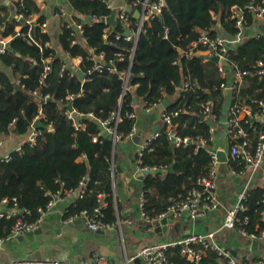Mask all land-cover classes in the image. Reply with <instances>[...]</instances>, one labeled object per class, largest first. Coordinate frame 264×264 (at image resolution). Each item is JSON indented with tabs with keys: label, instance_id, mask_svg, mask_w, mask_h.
<instances>
[{
	"label": "trees",
	"instance_id": "16d2710c",
	"mask_svg": "<svg viewBox=\"0 0 264 264\" xmlns=\"http://www.w3.org/2000/svg\"><path fill=\"white\" fill-rule=\"evenodd\" d=\"M67 1L71 6L68 12L72 13L74 21L83 22L82 34L73 35L66 26V16H58L60 31L56 38L48 30L41 31L40 24L46 22V17L34 0L14 1L16 14H13L21 13V19L11 14L8 5L3 2L0 5L1 35L9 37L7 50L0 53V64L5 68H0V134H25L37 116L51 127L41 129L35 144L26 142L12 150L8 160L0 159V200L6 198L11 205L15 199L18 207L15 216L0 218L2 238L10 235L18 217L29 222L39 219L38 208L43 209L58 190L62 196L69 190L77 191V196L63 212V218L74 216L83 209L91 212L99 205L98 195L103 194L106 205L101 208L99 218L105 224L115 223L114 147L112 136L101 131V122L107 119L108 127L115 128L117 135L124 138L133 129L135 116L129 114L134 113L138 100L147 107L175 97L165 108L168 113L177 112L172 117V127L176 124L177 134L181 136L192 132L204 139V144L175 145L166 126L162 125L158 135L141 151V168L167 169L173 164L172 172L167 169L162 176L150 172L143 179L144 212L149 218L163 213L170 204V197L183 195L208 171L211 122L203 118V103H210L218 121L224 102L220 84H227L214 60L204 61L200 55L187 57L179 51L187 50L201 30L216 34L218 21L229 34H237L235 21L229 17L230 6L242 7L244 25L251 26L255 21L254 14L248 7L244 8L245 5L264 3V0H164L160 14L144 21L131 57L133 42L123 36L117 38L116 34L136 29L134 11L127 12L129 23L118 19L113 27L105 30L107 25L101 16H108L112 11L107 0ZM125 1L128 5L131 2ZM57 10L55 8V13ZM28 17L32 18L31 25L26 23ZM99 53H103L106 63L111 61V66L104 65L101 72L92 69V55ZM226 53L228 60L241 69H250L257 60L264 63V35L245 37ZM66 54L69 60L80 57L81 61L60 72L62 57ZM47 57H50L49 70L43 78ZM7 69H10L11 77ZM78 69L84 74L82 79L76 75ZM127 71L129 77L125 87L121 73ZM14 79H19L20 90L14 88ZM184 81L190 83L186 88ZM37 89L40 97L49 95L40 106L38 99L30 93ZM69 95L72 96L70 100L67 99ZM263 99L264 75L251 74L243 78L232 103L244 101L256 110L257 103ZM69 101L81 115L83 127L79 129L66 116L65 104ZM117 112L119 121L115 123L111 117ZM252 124L256 125L257 121ZM228 164L235 172L244 168L242 160H229ZM81 182L84 183L82 196ZM152 192L156 193L157 199ZM243 206L239 219L246 216L247 232L259 234L264 227L261 214L264 187L246 190ZM194 247L201 249L199 245ZM167 257L176 264H192L180 254L179 248L169 250ZM212 257L216 254L208 252L202 260L210 261Z\"/></svg>",
	"mask_w": 264,
	"mask_h": 264
},
{
	"label": "crops",
	"instance_id": "0c3cea01",
	"mask_svg": "<svg viewBox=\"0 0 264 264\" xmlns=\"http://www.w3.org/2000/svg\"><path fill=\"white\" fill-rule=\"evenodd\" d=\"M14 1L16 0H0V5L2 2L8 5L11 14H13L15 13ZM34 1L45 14L49 34L56 38L60 31V25L55 8L62 6L67 11H70V4L67 0ZM107 1L112 9L124 10L125 7H129L125 0ZM259 5L261 4H256L255 7ZM14 16L18 18L17 15ZM254 19L255 21L257 20L256 18ZM245 21L243 20L241 29L235 25L238 30L235 35L229 34L219 21L216 23V34L214 35H218L225 40L227 51L236 48L245 37L258 38L260 35H264L259 30H253L252 26L255 23L258 24L257 22L254 21L251 26H248L244 25ZM258 22L264 23V18ZM18 29L19 27H16V30ZM0 36H2L1 31ZM7 40H9V37H7ZM215 63L219 67L220 61ZM231 63L234 62L228 61L226 66L225 63L222 65L224 68L230 69ZM0 68L5 69L1 64ZM6 72L11 77L10 69H7ZM231 75V70H227L224 78H226L228 83L226 86L221 87L224 102L220 119L217 121L212 111L213 117L205 118L211 122L210 129H214L210 136L209 153L210 150H221L225 152L227 158L226 161H218L215 166L217 199L220 204L218 209L206 211L198 217H191L186 212L180 214L169 212L167 214H172L173 218H171L170 223L163 225L161 228L165 229L159 232L154 230V223L157 218L149 219L141 215L139 199L146 173L139 166L140 148L153 134L154 128L157 126L159 129L162 126V121L159 116L160 107L158 105L145 108L143 101L138 100L134 107L133 135L112 139L114 147L112 165L114 170L113 192L115 195L114 200L117 204L115 224L93 231L86 227L83 220L78 216L72 222H66L63 218V212L67 205L77 196V191L69 190L60 200L65 202L64 209L61 210L56 205L46 209L38 220L35 232H26L16 236L9 235L6 238L0 237V263L10 262L11 260H25L69 261L74 264H90L95 255H101L111 263H119L124 262L127 258L135 257L137 251L149 243L170 242L191 234H211L212 238L221 247L230 250L241 262L251 264L260 262L264 264V236H245L236 228H227L223 225L226 210L236 203L239 193L254 186L264 187V163L253 173L251 178L248 177L246 170L243 172L245 169L244 161V168L239 172H235L228 164L230 160V137L227 134L226 119L228 118L233 97V89L230 83ZM174 99L175 97L166 98L169 103L173 102ZM240 116L241 118L243 117L242 114ZM173 128L176 131L177 125L175 124ZM31 130L29 129L25 134L20 135L14 132H9L5 135L0 134V159L9 156L12 150L19 149L26 143ZM101 131L107 132L113 138L110 128L102 126ZM187 136L193 144L199 146L204 144V139L194 136L192 132ZM115 167H118L117 171H115ZM165 172L158 175L162 176ZM152 196L157 199L155 192H152ZM3 209L7 210V206H4ZM208 252L211 251L203 250L202 258ZM137 258L140 257L130 260L129 264H149L141 260V258L136 261ZM212 259H209L210 261L202 260V262L226 264L217 256L212 257Z\"/></svg>",
	"mask_w": 264,
	"mask_h": 264
},
{
	"label": "built area",
	"instance_id": "2783aa9c",
	"mask_svg": "<svg viewBox=\"0 0 264 264\" xmlns=\"http://www.w3.org/2000/svg\"><path fill=\"white\" fill-rule=\"evenodd\" d=\"M164 5V0H131L129 4V8L131 11H134L135 9L139 10V16L136 18V29L130 32H124V34L117 33L116 37L120 38L123 36L125 40L132 41L133 46L131 48V57L134 51V47L136 44L138 33L141 31V27L146 20H150L154 18L155 16L159 15L162 7ZM110 6V5H109ZM249 8V10L253 11L254 18L257 20L255 22L260 23L258 21L262 20L264 18V4L259 5L257 7L253 6L252 3H249L245 5L244 8ZM57 16H66L67 20V28H70L72 30V34L75 35L77 33L82 34V24L83 22H76L72 18V13L68 12L66 8L59 6L58 10L56 12ZM18 18H22V14L17 15ZM229 17L235 21V25L241 29L242 22L244 20V14L242 7H239L237 4H234L230 7L229 10ZM103 22L107 25V30L110 26L106 23L107 16H101ZM121 20L124 22H128V16L127 12H124V10H117V16L116 21ZM32 18L28 17L26 23L31 25ZM129 23V22H128ZM41 31L46 32L48 29L46 22H42L40 24ZM167 30V29H166ZM165 30V32H166ZM17 35H19V32H17ZM30 35V34H29ZM7 37L0 36V53H3L7 50ZM36 42V41H35ZM76 42V40H73V43ZM47 45L51 46V43H46ZM227 46L225 43V40L218 36V35H210L208 31L201 30L198 38L191 42L188 49L185 51H179V54L185 55L187 57H191L193 55H200L203 60L213 59L214 56L218 57V61H220V65L218 67L219 73L222 77L226 75L227 70H231V87L233 89V97H235L236 92L241 85L243 78L247 75L256 74L259 76L264 75V63L261 60H257L254 65L251 66L250 69H241L238 67L235 63H231L230 69L224 68L223 63H225V66L228 64V55H227ZM116 56L121 57L120 53H116ZM62 63L60 67V72L65 70L66 68L75 67L77 66L81 58L76 57L72 60L68 59L67 54L65 57H62ZM92 59L94 60V65L92 66V69H95L99 72H101L104 68V65L109 67L111 66V61H108L107 63L104 61V55L103 53L94 54L92 55ZM217 61V62H218ZM49 63H50V57H47L44 59V74L43 78L46 76L48 70H49ZM90 69V70H92ZM88 70V71H90ZM84 75V74H83ZM121 77L125 82V87L128 81L129 77V71L122 72ZM228 83V82H227ZM14 85H19L20 88H22V85L20 84L19 79H14ZM190 85L188 81L183 82V87L186 88ZM226 86L225 84H220V87ZM32 96L36 97L39 101V106L42 102H45L49 95L46 94L43 97H40L39 91L34 90L30 92ZM72 96L69 95L67 99H71ZM164 101V100H163ZM159 102L158 107H160V119L162 121V125L166 126L167 128V134L175 145H179L181 143L186 144L190 142V139L188 136H181L178 135L177 132L172 127V117L177 115V112L168 113L165 111L166 107L162 106V102ZM70 102V101H69ZM68 102V103H69ZM65 104V108L67 104ZM62 104V103H61ZM60 105V102H59ZM155 104L152 106H147L145 108H151L153 106H156ZM258 109L252 110L250 105H248L244 101H236L232 103L230 109L228 118L226 119V126H227V134L230 137V149H229V157L230 160H242L245 162V169L246 173L248 174V177L251 178L253 173L257 171L262 164L264 163V99L260 100L257 103ZM66 110V116L68 119H70L75 126L76 129H79L83 127V123L80 120L81 115L74 109ZM203 111L204 115L203 118H210L213 117L210 110L209 102L206 101L203 103ZM41 110L39 109V113ZM242 114V118L241 115ZM89 116H93L91 113L88 114ZM130 117H134L135 114L131 113L129 114ZM36 119H40L39 116H37ZM111 119H115V123L119 121V113H113ZM33 121V122H34ZM256 125H253L252 122H256ZM109 121L106 119L105 121L101 122L102 126L108 127ZM47 128L51 129L50 126H47ZM109 128V127H108ZM30 135L28 137L27 143L29 145L35 144L37 137L41 134V129H35L31 128ZM111 133L113 134L112 139L121 138V135H117L115 128H110ZM214 129L211 128L210 132L212 134V131ZM133 135V129L131 132H129L125 137H130ZM158 135V129L157 131H154L153 134L144 142L140 150L142 151L145 147L148 146L150 141L155 138ZM94 140L96 137L93 138ZM140 151V155H141ZM210 156H211V163L209 165L208 171L205 175L200 176L197 178L195 184L191 186L183 195H177L169 198L170 204L167 206L165 212L158 214L153 219L162 218L167 213L171 212L173 214H180L182 212H186L191 217H198L203 215L206 211H213L220 207V204L217 199V190H216V178H215V166L218 162V155L217 151L210 150ZM9 156H5L3 159L8 160ZM231 167V166H230ZM143 170H157L156 167H142ZM232 169V168H231ZM114 173V170L112 168V174ZM80 196H82V193L84 192V189L82 186H84V183H80ZM264 186V185H263ZM248 190V189H247ZM71 191V190H70ZM246 190L242 191L238 195V199L236 203L227 208L225 218L223 221V225L227 228H236L242 235L245 236H264V227L259 232V234L249 233L247 232V229L245 225L248 223V218L246 216H243L242 219H239V213L244 210L243 206V200L245 198ZM103 194H99V205L98 207H95L91 212H89L86 209H83L79 211L74 216H69L64 220L66 222H72L74 218L77 216L80 217L83 220V223L86 227L93 231H97L104 227L112 226L115 223L112 224H105L103 223L100 218V210L102 207H105L106 203L103 199ZM63 196L61 195L60 190L56 191L54 194L51 195L49 200L47 201L45 207L38 208L39 212L42 214L46 209L54 207L56 202L62 200ZM115 198V195H114ZM145 197L143 193L140 195L139 199V209L141 210V215L144 218H149L147 214L143 210V206L145 203ZM9 201L6 198H3L0 200V218L4 217L6 219L11 218L15 216L18 212V207L15 199L12 200V204L8 205ZM4 206H7V210H4ZM25 213L29 214L30 212L28 210H25ZM262 214V220L264 222V207L261 211ZM149 218V219H152ZM37 219L36 221H26L22 217H18L12 227L10 236H16L21 235L26 232L33 231L37 228ZM236 222H238V226L236 225ZM194 245L201 246V249H196ZM179 248L180 254L190 263L192 264H212V263H204L202 262V251L208 250L216 254V256L220 259H222L226 264H251L246 262H241L238 260L230 250L225 249L224 247H221L211 236V234L203 235V234H191L182 238H179L174 241L170 242H157V243H149L144 246H142L138 251L135 257H140L141 260H144V262L149 264H176L174 262L169 261L167 257V252L171 249ZM135 257L127 258L124 262L119 263H111L107 261L103 256L101 255H95L93 259L90 261V264H129L130 260H133ZM0 264H74L69 261H25V260H11L10 262L6 263H0ZM254 264H261L260 262L254 263Z\"/></svg>",
	"mask_w": 264,
	"mask_h": 264
},
{
	"label": "water",
	"instance_id": "95a60500",
	"mask_svg": "<svg viewBox=\"0 0 264 264\" xmlns=\"http://www.w3.org/2000/svg\"><path fill=\"white\" fill-rule=\"evenodd\" d=\"M124 12H129V7H125V8H124ZM116 16H117V9L114 8V9H112L111 13L107 16V18H106V23H107L109 26L113 27V26L116 24ZM133 16H134L135 18H137V17L139 16V10L135 9L134 12H133ZM255 25H256V26H255ZM255 25L252 26V27H253V30H259V31H261L262 33H264V23H258V24L255 23ZM213 60H214L215 62H217V61H218V57H217V56H214V57H213ZM76 75H77L80 79H82L83 76H84V75H83V72H82L81 70H79V69L76 71ZM14 88H15L16 90H20V89H21L19 85H14ZM134 102H135V100H134ZM168 104H169V101H168V100H164V101L162 102V106H163V107H167ZM66 108H68V110H72L73 107H72L71 102H69V103L67 104ZM32 127L35 128V129H46V128H47V125L44 124L40 119H36V120L32 123ZM157 129H158V128H157V126H156V127L154 128L153 131H157ZM217 155H218V161H226V160H227L224 151L218 150V151H217ZM117 169H118V167H115V171H117ZM167 169H168L169 171L172 172V171H173V164H170V165L168 166ZM167 169H165V168H164V169H157V170H154V171H151V170H145V173L147 174V173H150V172H151V173H153V174H159V173L165 172ZM55 205L58 206L59 208H61V210H63L64 207H65V202H64V201H58V202H56ZM0 210H1V207H0ZM171 218H173V215H172V214H167V215L163 216L162 218L157 219V220L155 221V223H154V225H155L154 230H155L156 232H159V231L164 230L165 228L162 229L161 227H162L163 225H165L166 223H170V222H171ZM32 232H35V231L33 230V231L28 232V233H32ZM139 259H140V258H137L136 261H138Z\"/></svg>",
	"mask_w": 264,
	"mask_h": 264
},
{
	"label": "bare ground",
	"instance_id": "6f19581e",
	"mask_svg": "<svg viewBox=\"0 0 264 264\" xmlns=\"http://www.w3.org/2000/svg\"><path fill=\"white\" fill-rule=\"evenodd\" d=\"M130 11V10H129ZM209 60V59H208ZM211 60H213V59H211ZM215 62V61H214Z\"/></svg>",
	"mask_w": 264,
	"mask_h": 264
},
{
	"label": "rangeland",
	"instance_id": "374dc122",
	"mask_svg": "<svg viewBox=\"0 0 264 264\" xmlns=\"http://www.w3.org/2000/svg\"><path fill=\"white\" fill-rule=\"evenodd\" d=\"M174 129V128H173Z\"/></svg>",
	"mask_w": 264,
	"mask_h": 264
}]
</instances>
